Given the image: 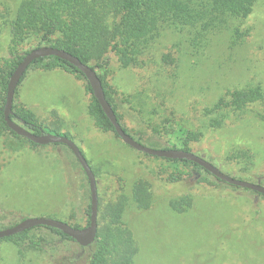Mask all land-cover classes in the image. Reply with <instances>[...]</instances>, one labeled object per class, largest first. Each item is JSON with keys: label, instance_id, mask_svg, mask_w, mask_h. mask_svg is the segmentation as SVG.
<instances>
[{"label": "rangeland", "instance_id": "rangeland-1", "mask_svg": "<svg viewBox=\"0 0 264 264\" xmlns=\"http://www.w3.org/2000/svg\"><path fill=\"white\" fill-rule=\"evenodd\" d=\"M21 1L0 0V64L10 57V23ZM103 14L112 26L116 20ZM236 26L237 39L221 31L197 56L179 53L182 68L175 79L173 65L161 62L162 55L174 52L170 35L154 45L140 66L121 68L109 51L90 64L101 66L95 70L104 75L122 125L141 144L162 149L173 138L164 134L172 132L175 122L182 124L202 133L189 143L191 153L227 176L264 187V122L252 109L217 129L205 128L202 119L203 109L226 90L255 84L264 90V0H256L251 14ZM29 48L24 44L19 52ZM90 102L84 79L60 68H30L15 90L12 110L32 113L45 134H67L82 151L95 175L99 234L109 228L108 206L121 202L122 222L137 249L134 264H264L263 196L203 171L196 177L181 164L128 147L94 125ZM155 125L159 136L152 131ZM15 135L0 130V230L37 217L87 226L88 181L72 152L62 144L34 146ZM177 171L181 180L171 182ZM138 181L150 195L149 209L130 198ZM186 196L190 208L172 211L170 203ZM45 233L28 235L38 242L36 250L27 238L0 239V264H88L90 247Z\"/></svg>", "mask_w": 264, "mask_h": 264}, {"label": "trees", "instance_id": "trees-1", "mask_svg": "<svg viewBox=\"0 0 264 264\" xmlns=\"http://www.w3.org/2000/svg\"><path fill=\"white\" fill-rule=\"evenodd\" d=\"M255 2L256 0H105L101 4L97 0H22L10 23V57L0 64V130L15 135L3 121L2 110L7 83L18 63L31 49L50 46L64 50L94 70L101 66L96 65L95 67L90 63L100 60L109 51L116 57L121 68L125 69L142 65L145 59L149 58L154 45L164 36L170 35L172 37L170 49H173L174 52L162 55L161 62L173 65L172 76L175 79L182 68L179 53L183 52L187 57H193L194 52L195 55L199 54L209 46L211 37L221 31L228 32L231 39L234 36L236 39L239 38L241 33L236 24L241 23L251 14ZM103 13L111 14L116 20L112 26L107 24ZM24 44H29V50L19 52V47ZM30 68L43 70L60 68L85 80L75 67L53 56L33 61L28 69ZM96 73L101 81L105 98L111 105L118 123L129 134L122 125L121 116L107 91L103 73L97 71ZM86 90L91 94V102L87 110L94 125L103 132L111 131L116 135L112 125L93 97L87 82ZM152 110H155L154 106ZM248 110L253 112L255 118L264 122V90L259 84L223 92L203 109L204 127L207 129L221 128L227 121L241 118ZM11 118L13 120L17 118L24 122V126L36 135L44 133V129L35 123L34 116L30 112L16 110ZM174 124L172 132L169 129L170 133L164 134V136L173 138H168L162 149H181L190 152L189 143L197 141L202 133L188 130L184 125L176 124V122ZM159 130L160 127L157 125L152 129L158 136L161 135ZM56 134L60 135L57 132ZM63 135L71 139L67 134ZM116 137L118 136L116 135ZM131 137L141 143L140 138ZM23 139L36 146L27 139ZM233 154L236 158H248L246 153ZM164 160L176 165L181 164L184 169L192 173L195 172L193 175L196 177L200 175V171L210 175L191 161ZM181 178V172L177 171L170 180L177 182ZM130 198L140 209H149L151 205L150 195L142 181L133 184ZM190 205L191 199L186 196L181 200L173 201L169 207L176 213H184L190 208ZM86 215L88 225L89 205ZM106 216L109 228L106 234L97 233L94 243L88 246L91 249L88 264H134L133 258L137 249L130 232L122 222L123 206L121 202L110 204ZM70 226L76 229L82 228L79 225ZM38 230H44L48 236H56L61 241H73L56 229L42 226L5 239L23 241L27 238L36 250L38 242L30 240L28 235L32 231ZM39 239L44 240L43 235Z\"/></svg>", "mask_w": 264, "mask_h": 264}, {"label": "water", "instance_id": "water-1", "mask_svg": "<svg viewBox=\"0 0 264 264\" xmlns=\"http://www.w3.org/2000/svg\"><path fill=\"white\" fill-rule=\"evenodd\" d=\"M57 57L68 64L75 67L85 78L88 83L93 97L96 99L99 104L102 112L105 117L108 119L112 125L114 132L121 139V141L126 144L128 147L144 153L146 155L155 156L164 159L170 160H187L197 164L204 171L208 172L217 180L226 183L228 185L253 191L259 195L264 196V187L258 183H251L247 181L238 180L223 174L218 168L213 166L208 161L204 160L201 157L194 155L191 152L184 151L181 149H153L134 140L129 134H127L118 123L115 113L105 98L103 87L100 79L97 76V73L89 65L83 64L77 57L69 54L68 52L60 49H56L50 46H40L28 51L18 63L15 70L12 72L8 79L5 102L2 110L3 121L6 127L22 138L27 139L35 145H48V144H62L65 145L74 155L77 162L81 166L83 172L88 181L89 187V223L87 226L76 229L69 224L58 221L51 218L37 217V218H26L22 219L13 226L7 227L0 230V239L8 238L13 235L22 233L24 231L30 230L35 227H47L56 229L69 238H71L75 243L80 247H88L94 243L97 233V208H98V198H97V186L95 175L91 170L86 158L84 157L82 151L75 145V143L64 135L58 134H45L36 135L33 132L27 130L23 125L16 123L11 116L13 115L12 105L13 97L17 86L20 83L21 78L28 69L29 65L39 59L44 57Z\"/></svg>", "mask_w": 264, "mask_h": 264}, {"label": "flooded vegetation", "instance_id": "flooded-vegetation-1", "mask_svg": "<svg viewBox=\"0 0 264 264\" xmlns=\"http://www.w3.org/2000/svg\"><path fill=\"white\" fill-rule=\"evenodd\" d=\"M20 121V120H19ZM21 122V121H20ZM24 126V125H23Z\"/></svg>", "mask_w": 264, "mask_h": 264}]
</instances>
